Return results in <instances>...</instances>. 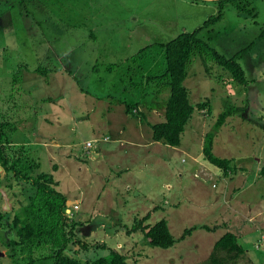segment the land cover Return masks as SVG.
Returning a JSON list of instances; mask_svg holds the SVG:
<instances>
[{
	"label": "rangeland",
	"instance_id": "374dc122",
	"mask_svg": "<svg viewBox=\"0 0 264 264\" xmlns=\"http://www.w3.org/2000/svg\"><path fill=\"white\" fill-rule=\"evenodd\" d=\"M249 1L243 10L238 0H0V119L15 123L11 154L37 161L42 172L54 175L70 207L79 204L75 233L90 247L84 260L106 257L109 250L99 248L106 246L128 264H212L216 243L238 231L237 222L256 225L254 204L245 209L247 220L234 218L233 207L210 212V193L221 182L204 159L206 136L219 115L235 107L216 138L215 154L246 166L251 178L243 188L264 162V0ZM209 21L201 36L221 55L237 58L249 85L236 83L214 61L195 59L186 86L194 105L209 107L195 113L180 148L155 143L148 124L130 125L127 107L140 104L151 124L165 122L162 103L170 92L164 46ZM121 126L129 134L123 140ZM89 142L94 147L87 153ZM5 175L3 170L1 178L13 185V213L0 227V264H18L9 255L16 237L9 224L28 196L24 185ZM260 178L263 186L241 198L262 200ZM0 205H6L1 195ZM149 214L146 225L168 221L179 241L173 248H152L141 232L128 233ZM239 242L246 255L231 259L220 252L221 264H264V234L251 232ZM17 255L20 264L29 262L28 255Z\"/></svg>",
	"mask_w": 264,
	"mask_h": 264
},
{
	"label": "trees",
	"instance_id": "16d2710c",
	"mask_svg": "<svg viewBox=\"0 0 264 264\" xmlns=\"http://www.w3.org/2000/svg\"><path fill=\"white\" fill-rule=\"evenodd\" d=\"M10 1L14 2V0ZM238 1V5L243 10L252 4L249 0ZM218 20H220V16L214 19V22ZM210 22L206 23L204 28L193 33L183 34L164 46L168 66L165 76L167 79L166 87L170 92L169 100L162 103L165 111V122L159 124L148 122L146 114L138 111L140 104L127 107L128 115L141 118L144 123L149 125L155 143L180 148L186 128L193 120L195 113L198 109L200 111L209 107L206 103L194 105L190 99L189 88L186 86L189 67L195 59L200 58L206 62L214 61L231 73L236 83L242 86L249 85L246 73L238 63L237 58L229 59L221 55L201 36V32L209 28ZM236 109L235 107H228L219 115L213 130L206 136L204 144V159L212 167L217 168L227 176L239 173L238 164L235 159L217 156L214 149L218 134L226 125L228 118L235 114ZM14 131H16L15 123L0 119V167L5 171L7 179L12 176V179L14 178L24 185V194L28 196L27 204L21 205L20 211L15 214L14 222L9 224L16 235L15 240L9 243L11 250L9 255L18 264L21 262L18 261L17 254L28 255L29 262L27 264H37L43 258L51 260L52 264H128L125 255L116 250L108 249L106 246L99 247L109 250L106 257L92 260L81 258L82 253H88L90 247L77 240L75 230L77 226H81V221H76L75 216L69 217L67 215L69 198L58 190L60 184L54 175L42 172L41 165L37 161L28 155L15 157L11 154V147L15 145L11 139ZM262 175L264 176V168ZM7 181L0 176V189H2L0 195L3 199V190L8 197L13 190V185L7 184L10 182ZM12 213L13 211L5 212L0 205V227L11 217ZM150 218L151 215L149 214L137 221L133 229L128 230V233L141 232L145 242L152 248L166 250L173 248L179 241L174 237L168 221L162 220L152 227L146 225ZM203 228L208 231L214 230L207 226ZM197 229L198 227L189 229L186 234L191 235ZM77 247L78 249H75ZM42 250H49V255L37 258L36 254ZM220 252L226 253L231 259H239L247 253L245 247L240 244L238 236L231 232L225 234L216 243L210 260L212 264L222 263V258L219 257Z\"/></svg>",
	"mask_w": 264,
	"mask_h": 264
},
{
	"label": "crops",
	"instance_id": "0c3cea01",
	"mask_svg": "<svg viewBox=\"0 0 264 264\" xmlns=\"http://www.w3.org/2000/svg\"><path fill=\"white\" fill-rule=\"evenodd\" d=\"M151 108L153 109V112H156L159 110L158 105L152 106ZM139 111L143 112L141 110V106L139 107ZM127 117H131L133 119H130L132 121H130V125L132 127H137L140 128L142 127L141 124H144V121L139 118V122L136 120L137 117H133L131 115H128L127 112L125 114ZM129 120V118H128ZM149 122V121H148ZM137 124V126H135L134 124ZM130 126V127H131ZM264 129V128H263ZM130 130V129H129ZM118 137H121V140L125 139V137H129V134L127 132V129L125 128V126H121L119 127V132H118ZM108 138V137H106ZM262 147V155H264V143L262 142L261 144ZM215 152V149H214ZM237 162V161H236ZM238 164V162H237ZM239 167V172L241 174H236V175H225L222 172H220L218 169L217 171V177L219 182H221V186L218 187V189L215 191L216 193H210V197H213V199L211 198V210L210 212L212 214H214V216L216 215V212L219 210H224V209H229L231 207H233V211H234V218H241L243 217L245 220L249 219V217L247 216L246 213H248L246 210H251L253 208H250V204H254V209H257L258 212V216L256 217L257 221H256V225H252V223L255 222L252 221L250 219L249 224H241V223H236L237 225V230L236 232H234L235 235L238 236V238H242L245 235L251 233V232H257L260 233L261 235L264 234V196L261 197V201L259 200L257 203L253 202L252 198H247V199H243L241 198L240 195H245L248 193H251L254 189L256 188H260V186H263V182L261 180L260 177H264L262 175V171L264 168V162H262V160H259V164L257 165V169L255 170V175L253 177V180L250 182V185L246 188H243V181H245L247 177L251 178V174L248 175V171L246 169V166H240L238 164ZM214 169V167L212 168ZM237 178H241L240 180V186L238 187L239 184H237V186H234V183L236 182ZM221 180V181H220ZM247 181L245 182L246 185ZM242 185V186H241ZM252 187V188H251ZM264 194V191H263ZM237 195H239V198L237 197ZM238 198V199H237ZM221 205H223V207L221 208ZM225 207V208H224ZM236 209V210H235ZM226 214H223V216H225ZM213 216V215H212ZM255 218V217H254ZM259 218V219H258ZM216 221L217 218H214ZM238 233H240L241 235H239Z\"/></svg>",
	"mask_w": 264,
	"mask_h": 264
},
{
	"label": "built area",
	"instance_id": "2783aa9c",
	"mask_svg": "<svg viewBox=\"0 0 264 264\" xmlns=\"http://www.w3.org/2000/svg\"><path fill=\"white\" fill-rule=\"evenodd\" d=\"M106 140V142H109L110 141V138H106L105 139ZM87 147H85V150L87 151V153H89L90 152V150L94 147V143H92V142H89V143H87V145H86ZM73 209L76 211V210H78L79 209V204H76V205H74L73 207H68V209H67V215L69 216V217H73ZM259 249V248H258Z\"/></svg>",
	"mask_w": 264,
	"mask_h": 264
},
{
	"label": "water",
	"instance_id": "95a60500",
	"mask_svg": "<svg viewBox=\"0 0 264 264\" xmlns=\"http://www.w3.org/2000/svg\"><path fill=\"white\" fill-rule=\"evenodd\" d=\"M202 1H219V0H202ZM3 171V169L0 167V173ZM3 195H4V199H5V202H6V205L4 207V210L6 212L10 211L11 210V204H10V201H9V198L7 196V194L3 191ZM70 204L71 202L68 203V207H70ZM79 220V219H77Z\"/></svg>",
	"mask_w": 264,
	"mask_h": 264
}]
</instances>
